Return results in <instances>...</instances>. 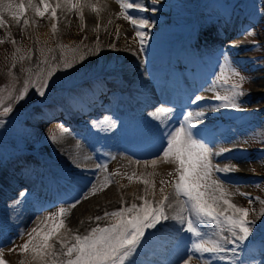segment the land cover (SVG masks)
Returning <instances> with one entry per match:
<instances>
[{"label": "rangeland", "instance_id": "rangeland-1", "mask_svg": "<svg viewBox=\"0 0 264 264\" xmlns=\"http://www.w3.org/2000/svg\"><path fill=\"white\" fill-rule=\"evenodd\" d=\"M14 1L19 3V0ZM34 1L39 3V0ZM254 1L256 6L250 7L248 3L251 1L249 0H160V3L156 5H153L151 0H142L143 5L150 10L141 12L132 9L129 10L130 14L136 18L148 19L153 26L150 29H143V31L149 32V39L145 42L143 52H140L139 38L136 37L133 25L129 23L127 26L128 34L133 38L134 44L138 48L135 50L137 62H132L134 64L132 77L136 75L135 70L140 67L144 68V74L148 72L144 75L145 78L150 73L152 76L144 84L141 80L138 85L131 84V90L126 93V96L122 94L119 88L120 81L116 79L120 71L126 65H130L124 62L126 57L122 38L125 33L120 27L122 20L119 13L121 9L116 0L113 1V7L116 9L115 15L110 13L105 16L101 10V2L91 3L100 8L99 15L94 13L91 8L85 7L83 9V26L79 14L75 11L67 12L71 15V21L65 19V24L59 18L53 21L47 14L44 18H37L28 11L26 18L30 20V23L27 27L23 26L22 21L19 25L16 24L8 14H4L5 26L0 27V40L4 41L0 43V89L4 90L2 93L5 98L4 106L11 104L14 110L7 117H0L5 121L4 125L0 126V205L6 208L3 210L4 208L0 206L3 213L0 215V238L3 235L9 236L5 240L0 239L2 254L14 257L15 241L12 238L15 239L13 231L15 228L20 229L24 233L23 238L26 239L28 238L27 232L33 228L31 223L42 219L38 229L47 230L51 226L50 220L46 218L48 215L55 216L56 212H54L53 205L46 203L50 196L53 199L58 196L57 198L60 200L62 195L65 197L66 194L67 196L72 194L75 197L76 192L79 195L85 192L83 183H86L85 188L87 189L90 182L95 180L97 174L100 173L97 167L96 171L92 167H87L88 164L102 166L97 153L109 156L114 164H117V157L110 155L111 148H118L124 154L129 151V146H127L129 144L122 141V125L123 127L128 126V129L132 131H136L138 127V129L145 127L143 115H146L151 108L153 109L151 106L159 103L161 98L164 101L183 99L187 109L193 111L203 109L205 113L209 114L212 111L207 106L209 103L202 101L199 105H192L187 101L194 95H203L205 89H209L213 94L216 91H222L219 85L214 86L212 83L215 73L208 75L207 78L203 76L205 68L202 66L201 57L205 56L206 52L212 48L220 51L224 60L226 55L232 66L246 79L241 87L244 95L238 100L240 109L223 108L219 106V102L212 103L216 106V113L217 108L227 112L221 119L224 121H221V125L218 127L221 129V126L225 125L224 132H214L216 127L213 131L208 132L204 128L202 133L208 137V140L204 139L205 142H208H206L208 146L209 140L216 139L215 142L221 156L218 155L213 161L214 164L221 168L230 166L234 162L238 164L239 167L232 168L230 172H215L214 174L219 179H221L219 173L227 175L224 183L228 185L226 189L229 188L227 191L231 194L233 204L249 209L248 219L255 220L259 225L249 241L241 246L239 254L230 257V259L237 264H264V248H262L264 243H261L264 241V216L259 215L264 212V0ZM53 2L55 3V0H50L51 4H54ZM167 3L170 4L167 5ZM153 8L156 9L155 12L151 11ZM86 16L91 17L90 22L86 21ZM32 21H36V23H32ZM125 22L128 23L126 20ZM52 23L57 25L55 33L51 30ZM44 31H48V38L40 36ZM12 40H15L16 43L13 44ZM112 45L115 47H111ZM61 46H65L64 53L68 59L73 58L71 50L78 49L75 54L74 67L65 70L61 65L58 68L50 81L44 98L37 96L30 84L28 97L24 101L16 103L15 96L24 87L25 80L35 81L38 73L43 71L46 74L50 67H55L60 63ZM178 46L182 47L183 51L185 50L183 52L184 60H180V66H175L174 61L178 59L173 58L171 52H175V48ZM17 48L22 51L17 53ZM40 49H44L43 56ZM49 49L53 51L49 52ZM14 53L16 59L13 68ZM22 54H30L31 59L20 61L19 56ZM52 56H55L56 59L52 60ZM80 56L84 57L83 61L79 59ZM46 58L48 63H42ZM224 60H218V63L223 64ZM192 66L193 68H191ZM197 70H201V74H203V78L198 79L199 84L195 85L188 80L186 85L185 83L182 86L177 84L180 82L177 79L178 74H183L185 77L188 72L195 73ZM233 79L239 82L238 78ZM97 83L105 87V95L100 96V109L103 111L113 104L116 109L114 114L109 110L102 112L106 111L116 122L117 126L111 133H102L89 125L98 116L95 115L94 108L83 115L71 116L68 104L71 95H79L78 92L81 93L83 87L90 86L92 89L93 86H97ZM136 86L139 89L133 93V88ZM9 92L13 95L12 100L7 99ZM105 99L108 101L107 106L104 105ZM167 106L172 107L170 104ZM59 112L63 113L62 116L59 115ZM80 121L84 123L83 126L78 125ZM177 124L178 122L174 123V125ZM61 125L68 130L63 136L60 131ZM115 132L116 134H114ZM67 134L88 137L91 140V144H87L89 145L87 147L89 154L82 156L75 148L72 150L66 146L61 158L62 149L60 150L56 144L64 141ZM52 135L58 138V142L53 143L49 139ZM107 136L114 137L107 140ZM158 147L159 145H155L151 148L158 149ZM148 149L145 148L146 151ZM135 152H143V150L137 148ZM40 153L42 157H45L46 154V158L41 159ZM87 157H91V159H87ZM154 157L158 158L156 154ZM56 158L61 159H58L57 165L54 160ZM76 170H80V173H74ZM117 172L119 170L116 166L115 170L112 168L108 171V174L114 175L115 186L118 181L115 176ZM85 179H89V181L87 182ZM25 180L32 185L23 184ZM25 188L32 192V197L34 195L33 198L31 197V201L21 200L15 196ZM138 197L142 196L134 193L125 195L124 199L130 206L132 204L130 202L135 201L134 199H138ZM18 199L20 200L19 204L16 203ZM158 200L152 198L154 202ZM61 201H57L56 205L64 203V206H67L65 204L71 202V199L66 202ZM29 214L31 215L29 216ZM104 216L105 214L101 217ZM24 217L28 218L30 222L22 227L21 225H24L25 221ZM13 218H17L15 219L17 226L12 228L7 226L8 230L3 229V226L14 221ZM100 221H102L101 227L112 222L109 217ZM84 222L85 220L82 221V223ZM176 227L179 228V226ZM207 227L210 233L211 226ZM169 230H171L170 227L166 225H163L159 232L151 230L155 234L149 243L139 250V254L142 255L138 254L135 257V264H182L189 254V236L178 230L176 233H171ZM167 234H172V236L168 237ZM74 235H77V232H68L62 238L67 242H73L71 237ZM225 235L228 234L225 233ZM57 239L59 238H54L50 243L60 248ZM184 248L187 250L182 253ZM143 251L149 254L145 255ZM176 253H181V258L178 260L173 258ZM214 264H224V262L214 260Z\"/></svg>", "mask_w": 264, "mask_h": 264}, {"label": "snow or ice", "instance_id": "snow-or-ice-1", "mask_svg": "<svg viewBox=\"0 0 264 264\" xmlns=\"http://www.w3.org/2000/svg\"><path fill=\"white\" fill-rule=\"evenodd\" d=\"M120 6L119 16L133 25L136 37L139 38L140 52L145 49V42L149 39V32L143 29H150L153 25L146 18H136L130 14L129 10L136 9L141 12H147L150 9L145 7L142 0H116ZM153 5L160 3V0H151ZM85 7L99 15L100 8L89 3V0H56L55 6L50 0H0V27L5 26L4 14H8L16 24L23 22V26L27 27L30 20L26 18L28 11H31L35 17L44 18L45 15L53 20H57V10L72 12L79 14L81 25L83 26V9ZM151 11L155 12L153 8ZM36 23V21H32ZM52 32L57 31L56 23L52 24ZM4 41L0 40V43ZM15 44V40H12ZM62 48V56L60 63L44 74L43 71L37 74L35 81H24V87L15 96L16 103L24 101L31 87L35 94L41 98L46 96L49 89L50 81L55 75L58 68L62 65L65 70H70L76 62V52L78 49H72V59H68ZM111 47H115L112 45ZM22 50L16 49L17 53ZM53 51L52 49L48 50ZM41 55H44V49H40ZM16 54H13V65L15 67ZM31 59V55H20L19 60ZM55 60V56L51 57ZM79 59L83 61L84 57ZM42 63H48L47 58ZM11 75V73H9ZM215 79L213 85H219L222 91L214 92L210 98L212 101L219 102V106L223 108L240 109L238 100L244 95L241 90L245 77L232 66L230 60L225 55V63L219 65V72L214 74ZM233 78H238L236 82ZM3 89H0V117H7L13 112L11 104L4 106L5 98L3 97ZM8 100L13 99V95L9 92ZM207 98L202 95H194L187 103L199 105L200 102ZM212 111L216 106L207 105ZM174 108L171 106H157L148 113V115L158 122L163 128L161 133L160 147L157 149V156L167 163L176 165L175 179L172 180L173 195L177 210L169 215L166 209H171L174 204L169 201V195L165 194L164 187L160 188L161 199L158 201H150L147 199L149 195V186L154 190L155 185L148 179L140 182L146 185L145 196L138 197L141 204L132 203L130 206H122L113 212H106L104 217L97 216L96 220H102L105 217L111 218L112 222L105 227H94L87 235H74L71 241L67 242L63 238L57 239L60 244V251L57 252L55 245L50 243L57 237L59 231L65 228L62 217L66 213V209L61 208L58 214L50 217L51 226L47 230L32 228L27 232L28 239L21 244V254L30 257L29 264H135V257L139 254V250L149 243L154 236L155 230H162L163 222L168 220L175 221L180 227L179 232L186 233L190 239V247L188 249L187 258L182 264H189L195 259L197 264H214V260L224 262V264H236L230 257L239 254L242 245H245L253 236L254 231L259 227L255 220H249V209L241 208L230 201V194L224 186V183L216 176L215 172H230L232 168L225 166L223 168L213 163V151L200 135L201 125L206 117V113L201 110H186L174 127L169 128L168 122ZM5 121L0 119V126ZM100 132H111L116 128V122L111 117H105L103 121H94L93 125ZM60 131L63 136L67 133V129L62 125ZM49 139L56 143L58 138L55 135ZM215 155H218L216 153ZM91 159V157H87ZM136 163H140L137 161ZM145 165H156L157 160L145 161ZM79 166V165H77ZM106 173L107 165H96ZM111 175L104 176L103 181L100 177H96L97 183H92L88 191L82 193L83 199H88L89 195L106 188L111 183ZM173 175V173H169ZM132 179L131 176L128 177ZM161 181V185L165 184ZM154 195V191L152 192ZM27 195L25 191L19 193V197L23 198ZM243 195V194H242ZM80 197L72 201L70 207L75 208L80 203ZM168 202V203H166ZM251 203V200L249 201ZM17 204L20 203L18 199ZM264 216V212L259 214ZM160 226V227H158ZM211 226L209 233L208 227ZM70 231V230H69ZM227 233L228 235H225ZM23 237L24 233L20 234ZM264 243V241H261ZM230 246V247H229ZM15 249H13L14 251ZM0 264H7L3 259L2 251H0ZM24 264V261H21Z\"/></svg>", "mask_w": 264, "mask_h": 264}, {"label": "bare ground", "instance_id": "bare-ground-1", "mask_svg": "<svg viewBox=\"0 0 264 264\" xmlns=\"http://www.w3.org/2000/svg\"><path fill=\"white\" fill-rule=\"evenodd\" d=\"M113 1H115V0H89V3L91 4L93 2H95V3L101 2V5H102V9L101 10H102L103 14L105 16H107L110 13L115 15L116 9H114V7H113L114 6V2ZM55 2H56V0H55ZM36 3H38V2H36ZM52 5L55 6V3L52 4ZM87 9H88V7H87ZM67 12L68 11H61V10L58 9L57 10V16H58L57 18H59V20H62V22H64L65 19H66V21H68V20L71 21V15H70V13H67ZM155 14H158V13H155ZM108 18H110V17H108ZM90 20H91V17L88 18L86 16V21L90 22ZM121 20L122 21L120 23L121 24L120 27L122 28V31L125 33L123 38H122V43L124 44V53H125V57H126V60L124 62H126L127 64H130V65H126L125 68H123V70L120 71V73L116 77V79L120 81V85L118 84L119 88L121 89L122 94H124L126 96V93L131 90L130 89V85L131 84L132 85H134V84L138 85L139 84L138 82H140V80L142 81V84H144L145 81L151 79L152 75L150 73V75L149 74L146 75V78H145L144 75L147 74L148 72L145 70V72H147V73L144 74V68L140 67L139 69H136V70L134 69L135 72H136V75L134 77H132V72H133V67H134V64L132 62L134 61V63H135V61H136V51L135 50H137L138 48H137V46H135L133 38L130 37V34H128L129 32L127 30L128 29L127 26L129 25V22L128 23L125 22V19H123V18H121ZM64 24H65V22H64ZM206 34H207V32H206ZM40 36L48 38L49 37L48 36V31L42 32L40 34ZM41 39H44V38H41ZM167 50H169V49H167ZM228 50H230V49H228ZM184 51H183L182 47H177L175 52L172 53V54H173V56L176 55L178 58L183 59V52ZM222 56L223 55L221 54L220 51H217V49H212L211 48L209 51L206 52L205 56L201 57L202 65L204 66V68H206L205 69V74L206 75L207 74H214V73L216 74V73L219 72V65L220 64L218 63V60H224V57H222ZM146 58L148 59V57H146ZM150 62H152V61H150ZM136 67H137V65H136ZM193 74H194L193 76H195L196 79L200 78V73H197V74L193 73ZM153 77H155V76H153ZM184 80H185V77H184ZM109 86H110V84H109ZM131 88H133V87H131ZM142 88H143V86H142ZM200 88H201V86H200ZM133 89H134L133 93H135L137 91V89H139V88H137V86H136ZM130 93H132V92H130ZM104 95H105V87L102 86L100 83H97V86H95L92 89L90 88V86L83 87L81 89V93L79 95H73L72 94L71 98H69V100H68V102H69L68 104L70 106V112L72 114L71 116H73V115L76 116L78 114L79 115H81V114L83 115L85 112L90 111V109H93V107H94L95 110H96V113L98 115L97 117L95 116L96 114L94 115V117L97 118V119H94V121H103L105 117H111L110 115H108V113L106 111L104 113H102V110L100 109V106H101L100 100H101V97H103ZM140 95H142V94H140ZM136 96H138V95H136ZM202 96L207 98L203 102L215 103L214 101H212L210 99L213 96V93L210 92L209 89H207V90L205 89L203 91V95ZM129 98H131L130 95H129ZM158 98H160V97H158ZM164 102L167 104V101H164V99L161 98L159 103L153 104L151 106V107H153V109L151 108L150 110L147 111L146 115H143V119H144V123H145V125L144 124L143 125L145 127H143L142 129H138L139 128L138 127L136 131H134V130L132 131L131 129H128V126L123 127V125H122V128H121L122 135H123L122 136L123 137L122 141L124 143L127 142L129 144V145L126 144L127 146L133 145L135 148L139 149V147H141L143 150L145 148L146 149L150 148L149 146H151L152 144L159 145V147H160L161 133H162L163 129H162L161 126L158 125L157 121H154L148 115V113L153 111L155 109V107L158 106V104H160L159 106H165ZM104 105H106V106L108 105V101L107 100L105 101ZM113 105H110L109 109H104V110H109L110 112H112V114H114L116 112V109H114L115 106H113ZM100 110H101V112H100ZM186 110H189V109H187L183 105V103H178L177 109L174 108V112L171 114V119L168 122V127L171 128V127L176 126V125H174V123L175 122L177 123V122L180 121V119L182 118V116H183V114H184V112ZM216 110H217V113H215V114L214 113H210L209 115L206 114V117H205L206 120H204L206 122H204L202 124L203 126L199 125V128L201 129L200 135L202 136L203 139H207V137L203 135L202 130L205 128L207 130V132L210 131V130L213 131L215 127H219L220 126V119H222V117L224 118V116L227 114V112H225L222 109L219 110V108H217ZM62 114L63 113L59 112L60 116H62ZM48 116L50 117V114H48ZM66 117H68V116L66 115ZM85 119H86V116H85ZM111 119L113 120V118H111ZM94 121L90 122L89 125L92 126ZM52 124H54V123L52 122ZM79 124L81 126H83L84 123H82L80 121L78 123V125ZM88 127H90V126H88ZM221 128L222 129H220V130L218 129V130L222 132L224 130V126L221 127ZM218 130H216V131H218ZM102 133H106V132H102ZM114 134H116V132ZM113 137L114 136H107V140L108 139L109 140L113 139ZM65 138L66 139L64 141H62L61 143L56 144V146L59 147L60 150L62 149L61 150V153H62L61 158L64 155V152H65L64 148H66V146L70 147V149H72V150H74V148H75V150H77V152L79 154H81L82 156H87L89 154V151H88V148H87V147H89V145H87V144H91V140H89L88 137L83 138L82 136H78L76 134H73V136L67 134V136ZM104 139H105V137H104ZM215 140L214 139H212L211 141L209 140V147L212 149V151L214 153V155L212 157L213 161L218 157V155L221 156L220 152H218L219 149L217 148V144H216ZM108 144H110V143H108ZM216 153H218V155H215ZM155 154L157 155V149L156 148L148 149V151L144 150L143 152L138 153V154L135 153L132 149H130L127 152V154H124V152L119 150L118 148H116V149L111 148L110 155L115 157V158L117 157V159H118V161L116 162L117 164H114V162L111 160V158L109 156H107V155L104 156V155H102L100 153H97V155H99V158L101 159L100 161L102 163V166L107 165V172L106 173L102 170V168L99 169L100 173H98L97 176L100 177V181L101 182L103 181L104 176L108 174V171L110 169L112 170V168H113L115 170V166H116V168L119 170V172H117L115 174V176H117L116 180H118L117 181V185L116 186L114 185V178H113L114 175H112L111 176V183L106 188L96 192L93 195H89L88 199H83L82 195L81 194L79 195L77 192L75 194V197H73L74 195H72V194H71V196H67V194H66L65 197L63 195L60 196L61 197L60 200L57 198L58 196L55 197L54 199H53L52 196H50V198L47 200L46 203L49 204V205H53L54 212H56L55 216L58 214V212H59V210L61 208L66 209L65 215L62 217V219H63V221L65 223V228L61 229L59 231V233H58L56 238L60 239L63 236L67 235L68 232H73V231L77 232V235L84 236V235H87L88 232H90L92 228L97 227V226L101 227L102 221H100V220L97 221L96 217L97 216H102L106 212L109 213V212H112V211L118 209L119 207L122 206V202H123L124 206H128L126 199H124L125 195L127 196V195H130V194L138 193L142 197L145 196L146 185L140 182L141 180H144V179H148V180L152 181L154 183V185H155L154 190L149 186V195L147 196V199H149L150 201H152V198L161 199L160 188L164 187L165 194L169 195V201L168 202H171V203L174 204L173 208L166 209V211H167V213L169 215H171L174 211H176L177 210L176 205H175V199L176 198L173 195H171L173 193V187H172L171 183H169V182H171L172 180L175 179L176 165L173 164V163H167L162 158H159V157L158 158L156 157L157 163H156L155 166L151 165L150 163L145 165V163H144L145 161H151L152 159H155V157H154ZM39 156H40L41 159L46 158V154H45V157L44 156L42 157L41 153L39 154ZM58 159H60V158L54 159V160H56L55 161L56 162L55 165H57ZM137 161H140V163H136ZM230 166H231V168H234V169L239 167L238 164H236L235 162L232 165H230ZM87 167L88 168L92 167L95 171L97 169L96 168V164H94V165L93 164H88ZM93 169H91V170L93 171ZM74 173L79 174L80 170H76ZM169 173H173V175L170 176ZM219 175H220V178H221L220 180L224 183V180L227 179L225 176H227V175L220 174V173H219ZM129 176L132 177L131 180H129V178H128ZM214 176H215V174H214ZM234 179H236V178H234ZM54 180H56V179L54 178ZM85 180L87 182L89 181V179H85ZM162 180L166 182L163 185H161V181ZM228 180H230V179H228ZM92 183H97L96 178H95V180H92L90 182V185ZM23 184H26L28 186L32 185V184H30V182L28 183L26 180H25V182H23ZM56 185H58V184H56ZM83 185H84L83 189L85 190V192L88 191L89 188H90V185H89V187L87 189L85 188L86 183H83ZM224 186L226 188L228 185H226V183H224ZM229 186H230V184H229ZM81 189H82V187H81ZM126 190H128V191L125 192ZM23 191H25L27 193V195L25 197L20 198L18 193L15 196L18 197L21 200H30L31 197H32V192L30 190H26V188L23 189ZM153 191H154V195L152 194ZM12 195H13V193H12ZM9 196H11V195H9ZM78 196L81 198L80 199V203H78L75 208L70 207V204L72 203V201L75 200L76 197H78ZM33 197H34V195H33ZM229 198H230L231 203H233L232 197L230 196ZM70 199H71V202H68L67 204H65L67 206H64V203L56 205L57 201L62 202L61 200H63V201L66 202V200L68 201ZM134 200L135 201H132L130 203H136L137 202L138 205L141 203L140 199H134ZM43 202H44V200H43ZM168 202H166V203H168ZM39 203L42 204L41 202H39ZM27 204H28V201H27ZM1 207L4 208L3 210L6 209L3 206H1ZM7 212H10V211H7ZM1 213H2V210L0 209V215H1ZM87 214H88V216H87ZM30 215L31 214H29V216ZM25 216L27 217V215H25ZM50 217H54V215H48V218H50ZM82 217H85L86 219H84ZM22 218H23V216H22ZM15 219H17V218H15ZM15 219H14L13 222L3 226V229L8 230L7 226H9L11 228L14 227L17 224V223H15L17 221ZM24 219H25V217H24ZM41 220L31 223V224H33V228L40 227L39 223L41 222ZM84 220H85V222L82 223V221H84ZM29 222H30V220H28V218H26L25 221H24V225L22 224L21 226L24 227L25 225H28ZM50 222L52 223L51 220H50ZM163 225H166L167 227H170L171 230H169V231L171 233H176V231L179 229L178 227H176V226H179V225L175 221H172V220H168V222H166ZM13 231H14V235H15V239L12 238L15 241V245L13 246V249H15L13 251L14 257L12 255H11V257L10 256L8 257L7 254L3 253V259L7 262V264H21V261H24V264H29L30 257L25 255V254H21V250H20V247H19L28 238L25 239V238L21 237L20 234L22 233V231L20 229L15 228V230H13ZM12 236H13V233H12ZM166 236L170 237V236H172V234H167ZM6 237L7 236L3 235L0 239L1 240H5ZM7 238H9V236ZM258 241H260V240L258 239ZM55 249H56L57 252L60 251V248H57L56 245H55ZM186 250L187 249L184 248L183 251L182 250L181 251H182V253H184V252H186ZM143 253L145 255L149 254V253L144 252V251H143ZM173 258L175 260H178L179 258H181V253L180 254L176 253V256H174ZM190 264H197V261L195 259H193L190 262Z\"/></svg>", "mask_w": 264, "mask_h": 264}, {"label": "trees", "instance_id": "trees-1", "mask_svg": "<svg viewBox=\"0 0 264 264\" xmlns=\"http://www.w3.org/2000/svg\"><path fill=\"white\" fill-rule=\"evenodd\" d=\"M247 1V0H246ZM249 1H251V0H249ZM251 3V2H250ZM18 127V126H17ZM22 128V127H21Z\"/></svg>", "mask_w": 264, "mask_h": 264}]
</instances>
